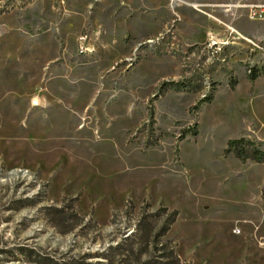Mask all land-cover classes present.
Segmentation results:
<instances>
[{
  "label": "rangeland",
  "instance_id": "rangeland-1",
  "mask_svg": "<svg viewBox=\"0 0 264 264\" xmlns=\"http://www.w3.org/2000/svg\"><path fill=\"white\" fill-rule=\"evenodd\" d=\"M234 2L0 0V264H264V164L225 152L264 153V0Z\"/></svg>",
  "mask_w": 264,
  "mask_h": 264
},
{
  "label": "trees",
  "instance_id": "trees-1",
  "mask_svg": "<svg viewBox=\"0 0 264 264\" xmlns=\"http://www.w3.org/2000/svg\"><path fill=\"white\" fill-rule=\"evenodd\" d=\"M254 70L250 71V75H251V80L254 81L257 78V73H254ZM212 101V95L210 96H205L199 103V105L202 104H206V103H210ZM248 142L245 141V139H236V140H230L227 144V148H226V153H235L237 155V157L243 162L245 163L248 160H252L254 162L257 163H262L264 164V153L262 151H260L259 149H255L251 155H247L246 153V149H247V144ZM163 211H166L165 208L161 209ZM179 215L178 211H174L171 216H170V220L166 223V225L161 229V232L159 233V237L165 235L171 225L176 221L177 217Z\"/></svg>",
  "mask_w": 264,
  "mask_h": 264
},
{
  "label": "crops",
  "instance_id": "crops-1",
  "mask_svg": "<svg viewBox=\"0 0 264 264\" xmlns=\"http://www.w3.org/2000/svg\"><path fill=\"white\" fill-rule=\"evenodd\" d=\"M186 1L187 2H190V3H196L194 5L206 4V5H218V6H223V7L231 6L232 4L235 3L234 0H230V2H224V0H218V1H210V0H186ZM236 13L238 14V17H236L235 20L233 21V25H237V24L240 25V21H241V17H242L241 14L242 13L241 12H238L237 10H236ZM237 14H236V16H237ZM224 17H227V15L224 16Z\"/></svg>",
  "mask_w": 264,
  "mask_h": 264
},
{
  "label": "built area",
  "instance_id": "built-area-1",
  "mask_svg": "<svg viewBox=\"0 0 264 264\" xmlns=\"http://www.w3.org/2000/svg\"><path fill=\"white\" fill-rule=\"evenodd\" d=\"M173 2H177V1H179V0H172Z\"/></svg>",
  "mask_w": 264,
  "mask_h": 264
},
{
  "label": "bare ground",
  "instance_id": "bare-ground-1",
  "mask_svg": "<svg viewBox=\"0 0 264 264\" xmlns=\"http://www.w3.org/2000/svg\"><path fill=\"white\" fill-rule=\"evenodd\" d=\"M197 7V6H196ZM196 7H194V8H196ZM197 9V8H196Z\"/></svg>",
  "mask_w": 264,
  "mask_h": 264
}]
</instances>
